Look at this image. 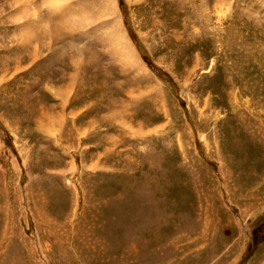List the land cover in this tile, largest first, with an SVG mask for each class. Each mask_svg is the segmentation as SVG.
<instances>
[{
	"label": "rangeland",
	"instance_id": "rangeland-1",
	"mask_svg": "<svg viewBox=\"0 0 264 264\" xmlns=\"http://www.w3.org/2000/svg\"><path fill=\"white\" fill-rule=\"evenodd\" d=\"M0 264H264V0H0Z\"/></svg>",
	"mask_w": 264,
	"mask_h": 264
},
{
	"label": "bare ground",
	"instance_id": "bare-ground-1",
	"mask_svg": "<svg viewBox=\"0 0 264 264\" xmlns=\"http://www.w3.org/2000/svg\"><path fill=\"white\" fill-rule=\"evenodd\" d=\"M62 15H65V14H62ZM75 16L76 17H73V18L72 17H69L68 18L67 16L66 17H63L65 19V20H63V22H67L68 20H71V19H74V18H78V17L80 19L81 18H85V15L84 14H80V16H77V15H75ZM114 46H115V50L118 53V55L120 54L125 59L128 58V60H133V58H135L133 56V54H135V52H134V50L132 51L131 46H130V44H129L127 38H126V36L122 32L120 34H117V37L116 36L114 37Z\"/></svg>",
	"mask_w": 264,
	"mask_h": 264
}]
</instances>
